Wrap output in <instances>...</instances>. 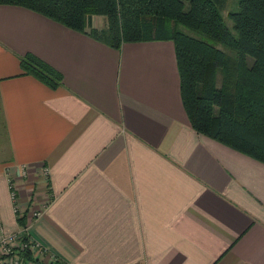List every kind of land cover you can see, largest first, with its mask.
I'll use <instances>...</instances> for the list:
<instances>
[{"label":"crops","instance_id":"obj_1","mask_svg":"<svg viewBox=\"0 0 264 264\" xmlns=\"http://www.w3.org/2000/svg\"><path fill=\"white\" fill-rule=\"evenodd\" d=\"M27 53L62 85L23 75ZM21 218L42 264H264V164L191 128L171 41L113 49L1 5L0 220Z\"/></svg>","mask_w":264,"mask_h":264},{"label":"trees","instance_id":"obj_2","mask_svg":"<svg viewBox=\"0 0 264 264\" xmlns=\"http://www.w3.org/2000/svg\"><path fill=\"white\" fill-rule=\"evenodd\" d=\"M234 1L230 27L221 13L225 0H0V6L27 9L113 49L171 41L191 128L264 164V0ZM93 16L106 19L104 30L91 27ZM19 66L50 89L62 85L61 74L32 54ZM18 223L25 226L23 218Z\"/></svg>","mask_w":264,"mask_h":264},{"label":"built area","instance_id":"obj_3","mask_svg":"<svg viewBox=\"0 0 264 264\" xmlns=\"http://www.w3.org/2000/svg\"><path fill=\"white\" fill-rule=\"evenodd\" d=\"M23 175H25L24 172ZM8 177V193L13 205V211L16 217H21L15 185L11 180V176ZM31 215L37 218L40 213L33 212ZM28 230V224H26L25 226H20L17 231L6 232L0 220V264H42L45 250L30 237ZM25 254H29L31 258L27 259ZM55 262L56 258L50 256L44 264H53Z\"/></svg>","mask_w":264,"mask_h":264},{"label":"rangeland","instance_id":"obj_4","mask_svg":"<svg viewBox=\"0 0 264 264\" xmlns=\"http://www.w3.org/2000/svg\"><path fill=\"white\" fill-rule=\"evenodd\" d=\"M236 10V3L234 0H225L224 8L221 9L222 16L224 17L225 23L227 26H231V21L227 18V14L230 11Z\"/></svg>","mask_w":264,"mask_h":264}]
</instances>
